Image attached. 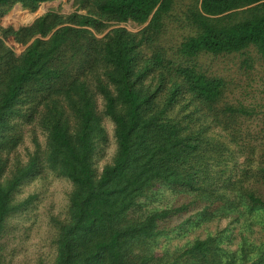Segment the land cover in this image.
I'll use <instances>...</instances> for the list:
<instances>
[{
    "label": "trees",
    "instance_id": "obj_1",
    "mask_svg": "<svg viewBox=\"0 0 264 264\" xmlns=\"http://www.w3.org/2000/svg\"><path fill=\"white\" fill-rule=\"evenodd\" d=\"M54 1L0 0V244L35 199L16 193L52 174L72 186L54 264H264V240L232 251L228 229L154 248L191 205L206 219L264 216V106L228 99L234 71L264 65V0H73L68 14L6 20ZM161 186L191 202L138 215Z\"/></svg>",
    "mask_w": 264,
    "mask_h": 264
},
{
    "label": "rangeland",
    "instance_id": "obj_2",
    "mask_svg": "<svg viewBox=\"0 0 264 264\" xmlns=\"http://www.w3.org/2000/svg\"><path fill=\"white\" fill-rule=\"evenodd\" d=\"M73 0H58L42 6L37 13L24 17L26 10L19 8V13H10L7 21H11L16 28L33 21L37 16L52 9H58L61 13H71ZM11 11V12H12ZM28 20V21H27ZM126 27L136 32L140 27L135 23H128ZM183 33V31H179ZM16 51L22 50L17 46ZM254 56L256 54L254 53ZM256 59V58H255ZM229 66L236 70L240 66V58H236L228 65L220 63L212 68ZM237 71V70H236ZM234 71L231 85L232 91L228 93V99L234 103H243L258 109L264 106V65L256 62L251 76L246 77ZM259 123V121H257ZM258 123H253L252 129H257ZM261 123V122H260ZM111 125V124H110ZM27 145L33 148L30 138L27 137ZM114 146L108 149L105 157L100 162L103 165L111 159ZM22 152L26 151L22 148ZM71 183L55 175L46 178H36L25 183L16 193L18 201H23L30 196L35 199L25 210L13 216L9 223L6 235L1 240L0 256L8 264H54L56 259L55 238L57 229L56 217L63 218L67 215L69 205V193ZM191 202L188 195L179 193L173 188L161 186L141 201V209L138 215L147 216L155 211L176 208ZM203 204L191 205L187 212L174 215L163 222L166 228L173 231L168 236L161 238L155 244L156 252L173 253L177 249L193 242L196 238H205L218 230L228 229L230 241H226L229 250L240 253L243 237H248L249 242L256 245L264 240V216L260 211L242 208L240 220L233 221V216H222L220 212L216 216L206 219L198 215ZM190 222L180 226L185 220Z\"/></svg>",
    "mask_w": 264,
    "mask_h": 264
},
{
    "label": "crops",
    "instance_id": "obj_3",
    "mask_svg": "<svg viewBox=\"0 0 264 264\" xmlns=\"http://www.w3.org/2000/svg\"><path fill=\"white\" fill-rule=\"evenodd\" d=\"M51 3H53V2H48V3H43V4H41L40 9H42V6H43V5L51 4ZM19 8H22V9H23V7H22L21 4H17V5H15V7L13 8V11L15 10V13L17 14V13H19ZM40 9H39V11H40ZM13 11H12L11 13H13ZM31 14H34V13H32V12L26 10V12H25V14H24V17L27 19V17L30 16ZM41 15H42V14H41ZM37 17H38V16H37ZM37 17H36V18H37ZM27 21H28V20H27ZM33 21H34V20H33ZM33 21H31V22H33ZM10 22H11V21H10ZM31 22H29V23H31ZM29 23H27V24H29ZM24 25H26V24H24Z\"/></svg>",
    "mask_w": 264,
    "mask_h": 264
}]
</instances>
